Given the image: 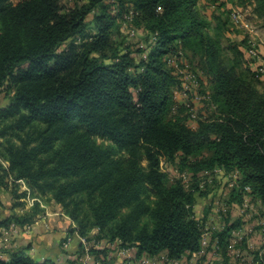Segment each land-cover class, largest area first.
<instances>
[{
  "label": "trees",
  "instance_id": "16d2710c",
  "mask_svg": "<svg viewBox=\"0 0 264 264\" xmlns=\"http://www.w3.org/2000/svg\"><path fill=\"white\" fill-rule=\"evenodd\" d=\"M99 1L61 13L60 0H0V86L7 83L14 92L0 107V157L8 163L0 164V180L12 176L48 191L80 237L96 228L99 237L136 246L138 256L166 251L180 258L200 249L201 231L181 185L165 187L159 157L193 156L206 145L214 162L238 165L243 186L264 206V112L254 95L242 99L224 84L217 92L228 105L223 121L191 131L164 120L172 76L162 56L195 26L192 0H128L147 13L155 5L162 9L149 14L159 40L138 64L127 54L104 55L112 26L105 7L94 17L97 33L91 41L70 43L59 52ZM235 116L247 124V135L243 122L232 124ZM98 137L110 144H99ZM31 216L13 214L3 226L28 224ZM0 264L56 263L35 261L18 250L0 257Z\"/></svg>",
  "mask_w": 264,
  "mask_h": 264
},
{
  "label": "rangeland",
  "instance_id": "374dc122",
  "mask_svg": "<svg viewBox=\"0 0 264 264\" xmlns=\"http://www.w3.org/2000/svg\"><path fill=\"white\" fill-rule=\"evenodd\" d=\"M19 1L23 0H12L15 4ZM59 4L61 13L88 8V0H60ZM101 7H105L112 17L104 51L106 58L127 54L136 64L147 60L159 40L158 33L150 28L148 17L161 13L162 9L155 5L147 13L128 0L96 3L79 32L63 42L58 51L67 49L70 43L79 46L93 39L97 33L94 17L101 13ZM191 11L196 19L190 34L174 40L172 50L162 56L163 67L172 76L171 103L164 120L191 131H197L208 122L223 121L229 115L228 105L217 97V92L224 84L231 86L233 94L242 99L254 95L264 112V0H192ZM92 55L105 58L102 53ZM13 94V88L7 83L0 86V107L10 102ZM232 118L233 125L240 126L243 122L242 117ZM243 131L245 135L249 133L244 122ZM219 137L220 134H210V138ZM97 142L103 146L110 144L99 137ZM213 155V150L206 145L193 156L185 157L181 152L172 157L161 155L159 170L165 175L164 185L169 187L178 183L190 197L191 202L186 208L201 231V241L205 239L211 245L222 234L221 252H243L245 249L254 252L256 257L262 254L264 259V206L261 199L249 186H243V171L238 165L233 161L218 164L213 161ZM0 164L8 167L2 157ZM11 177H6L4 183L0 180L1 258L7 259L23 236L32 237L35 228L50 232V216L64 217L70 224V232L76 231L75 223L48 191L31 187L23 179L14 182ZM24 213L32 215L30 223L3 226L4 219ZM98 235V229L93 228L86 237H81L83 249L74 264H119L123 256L139 257L136 246L125 247L120 240L110 241L108 237ZM70 239L67 235L60 246L66 247ZM203 246L205 248L206 244ZM201 250L202 245L195 253ZM160 253L165 256L160 257V261H166L167 252ZM214 257L216 259L212 261L217 263L220 256ZM143 258L152 257L146 255ZM125 260L131 259L125 257Z\"/></svg>",
  "mask_w": 264,
  "mask_h": 264
},
{
  "label": "crops",
  "instance_id": "0c3cea01",
  "mask_svg": "<svg viewBox=\"0 0 264 264\" xmlns=\"http://www.w3.org/2000/svg\"><path fill=\"white\" fill-rule=\"evenodd\" d=\"M48 224L51 228L50 232H45L40 227L35 228L32 237L23 236L20 242L16 243L15 247L13 246L14 248L12 250L26 251L25 253L28 256L38 262L49 259L53 260L56 264H74V259L80 255L83 249L80 241L84 242V239H82L76 231L70 232V224L64 217H57L56 215L50 216L48 218ZM67 235H70L71 239L66 247H61V240ZM25 245L26 247L24 248ZM31 245L32 247L30 248ZM129 255L123 256L119 264H139V258L146 257V255L142 254L136 259L134 255V257ZM255 256L256 254H254V252L250 250L245 251V249L243 252L239 253L234 251H223L220 253V257L217 258L219 259L217 263L213 262V264H253ZM125 257H130L131 260L124 261ZM149 257L152 258H149L150 262L148 264H173V260H175V258H170L168 256L166 261H160V257H165L162 253ZM212 259L211 252L204 249L196 253L188 251V253L181 255L180 259L176 258L181 264H210V261L212 264Z\"/></svg>",
  "mask_w": 264,
  "mask_h": 264
},
{
  "label": "built area",
  "instance_id": "2783aa9c",
  "mask_svg": "<svg viewBox=\"0 0 264 264\" xmlns=\"http://www.w3.org/2000/svg\"><path fill=\"white\" fill-rule=\"evenodd\" d=\"M245 188H246V187H245ZM246 189H247V188H246ZM207 243H208V244H207ZM205 244H206V246H205V248H204L203 245H205ZM201 245H202V248H203L204 250H208L209 247L211 248V250H208V251L211 252V255H212L213 259H216L214 256H220V253H221V247H220V244H219V239H215L214 243L211 242V245H210V242H207V241L204 239V240L201 241ZM209 245H210V246H209ZM207 248H208V249H207ZM203 249H202V250H203ZM121 251L125 252L124 250H121ZM237 253H239V251H237ZM258 256H259V257H256V256H255L254 263H258V262L264 260L262 254H258ZM167 259H168V257H167ZM148 263H149V259H148V258H142V259L140 260V262H139V264H148ZM173 264H181V263L178 262V260L175 259V260H173ZM210 264H211V261H210ZM212 264H213V261H212Z\"/></svg>",
  "mask_w": 264,
  "mask_h": 264
}]
</instances>
